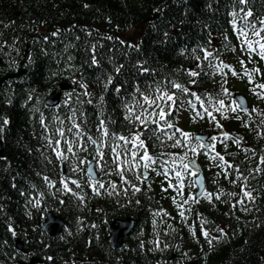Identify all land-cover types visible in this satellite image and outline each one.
I'll use <instances>...</instances> for the list:
<instances>
[{
    "label": "trees",
    "instance_id": "obj_1",
    "mask_svg": "<svg viewBox=\"0 0 264 264\" xmlns=\"http://www.w3.org/2000/svg\"><path fill=\"white\" fill-rule=\"evenodd\" d=\"M241 7H245V11L251 10L255 21L264 19V0H248L246 6L239 5L237 0H0V56L9 61L12 55L17 56L22 53L25 41L30 42L31 45L27 75L16 87V92L19 91L20 96L12 105L3 108V114L9 121L5 130L6 146L13 162L12 167L5 168L2 172L7 191L13 189L11 181L15 184L13 191H17L20 187L27 185L28 179L30 182L36 179L41 180L44 173L53 172L48 153L44 152L41 155L36 148L34 139L38 134L39 123L35 118L30 117L28 108L22 106V101L28 99L30 89L47 91L55 85L63 72L58 62L66 60L60 45L56 50L51 48L53 39L44 40L36 36L35 28L40 21L58 20L60 26L82 20L87 22L95 20L104 24L105 21H109L110 27L120 28L127 40L139 45L138 48L133 47L130 50L123 49L113 53L108 45L97 43L95 49L98 64L95 65L88 60L90 56L82 51V49H88L89 40L81 34L80 42H74L77 55L73 61L77 65L64 71L66 76L64 78L70 80L80 75L81 80L91 87L96 80L105 76L103 73L105 70L107 72L109 70L110 73H115L118 80L132 81L135 84V89H131L129 87L131 85L120 87L125 88L131 101L133 99L131 93H135L137 85L142 90L153 91L156 82L174 79L198 95L202 93L195 85L213 86L222 77V73L215 67L208 66L209 59L212 65L219 64L220 60L231 65V68L236 65L235 53L238 50L230 13L233 10L238 11ZM250 38L254 41L259 39L258 37ZM4 42H8V45H4ZM233 46L234 50H232ZM209 47H212L211 51ZM192 49H197V54L201 56L200 60L194 58ZM204 49L211 52L212 57L204 59ZM3 50H8L7 54ZM216 56L220 59H215ZM120 65L123 66L121 71L116 72V67ZM141 67H146L149 71L143 72L140 70ZM8 68L7 64L0 67V75L8 71ZM189 69L198 71L200 75L196 78L190 77L187 71ZM224 73L229 74L228 68H224ZM190 79H196L197 83H189ZM171 91L176 90L171 89ZM208 92L214 97L217 88H208ZM8 94H12L11 89ZM219 100L218 93L214 104L218 106ZM112 101L108 100L96 107H86L82 114L84 116L92 114L91 117L95 120L100 114L104 115L114 130L124 129L129 125L124 107L125 100ZM141 103H143L142 99ZM224 104L231 105L228 102ZM183 105H178L170 111L173 116H166L169 123H174L177 129L179 122L177 112L183 121L182 125L187 126V121L184 120V114L187 112L182 108ZM215 113L217 115L215 121L224 125L236 120L231 116L233 112L227 108L223 112L215 111ZM251 114L253 117L246 123L244 137L252 136L251 132L261 128L258 124V121L262 120L260 110L256 109ZM215 121L214 124H216ZM243 127L241 125V128ZM246 176L253 181L252 186L256 190L261 189L263 173L257 176L250 173ZM46 202L54 205L58 210L63 209V204L60 205L58 200L53 202L47 197ZM17 205L18 202L5 204L8 210L7 222L10 220L21 233L28 231L31 236L21 235L25 240L40 242V244L36 242L29 244L33 251L41 254L45 261L47 256H50L52 262L47 264H66L65 261L70 264L68 260L71 244L75 243L83 247V237L75 236L67 238L62 243L46 244L47 238L38 236L36 225L38 215L34 219L33 216L27 217ZM0 217V264H15L13 240L6 230L4 214ZM236 228L231 245L229 244L230 246L228 245L225 249L230 264H264V259L260 258L258 253L259 248L262 252L264 251V230L252 235L250 229L244 225L236 226ZM245 237L246 241H244ZM87 246H91L92 258L100 256L103 261L108 259L106 264H110L111 257L115 259L105 242L100 248L96 240H92ZM83 255L78 254L75 259L83 258ZM115 264H153V262L148 256L134 250L130 253H121V257L115 260Z\"/></svg>",
    "mask_w": 264,
    "mask_h": 264
},
{
    "label": "snow or ice",
    "instance_id": "obj_2",
    "mask_svg": "<svg viewBox=\"0 0 264 264\" xmlns=\"http://www.w3.org/2000/svg\"><path fill=\"white\" fill-rule=\"evenodd\" d=\"M237 3L239 5L246 6L248 0H237ZM85 7H87V5H85ZM157 11H159V9H157ZM230 15L232 16L231 24L236 27L239 37L243 38L241 47H243V45H246L247 49L251 51H256L258 47V54L261 59H264V35H261V33L264 32V19H257L255 22H253V20L250 19L253 17L252 11H245V7H241L238 11L233 10ZM90 34L91 33H89V35ZM165 35H167V33H165ZM250 37H258L259 39L253 41ZM45 39H47V37H45ZM108 39L114 38L109 36ZM120 42L124 43V41ZM132 47L138 48L139 45H134ZM93 50H95V45L93 46ZM192 55L196 60L201 59V56L197 54V49H192ZM210 57H212V53L209 52L207 49H204L203 58L209 59ZM214 58L217 60L220 59L219 56H216ZM92 63H98V61L95 59V56H93L92 58ZM240 63L243 64V61H240ZM208 66L215 67L225 76L227 75V73H224V68H231V65L225 64L222 60H220L219 64L212 65L211 60L209 59ZM122 67V65L116 67L115 71L120 72ZM197 67H199V65ZM140 70L143 72L149 71V69L146 67H141ZM187 71L188 75L192 78H196L200 75V73L196 70L189 69ZM252 71L255 73H259L261 69L254 68ZM232 75L236 76L239 75V73H237L235 69H232ZM244 75L248 78L249 81L253 80V76L246 69L244 70ZM111 82L112 77L109 76L107 83ZM189 83L196 84L197 81L196 79H190ZM226 83L227 81L225 80L224 84ZM224 84H221V90L224 94H228L229 90L224 87ZM80 86L86 90L85 95H92L91 92L87 91L89 87L88 84L84 83ZM259 87L264 88V84H261ZM171 89H175L176 91H171ZM117 91H119V89H117ZM184 94L194 96L195 100L199 101L202 107L204 106L205 101L199 95L192 93L189 87L174 79L168 80L166 83L156 82L154 90L152 92L142 90L140 86L137 85L136 91L133 94V99L130 102L125 101L124 107L126 109V119L142 127H139L138 130L135 132L130 131L128 135L111 131L109 126L106 124L105 120L101 119L96 125V135H88L86 132L76 131L75 139L68 140L65 138V127L62 126L64 122L60 120L59 116H57L56 120L58 123L52 125L53 134L45 136V140L48 142V147L52 148L55 152V156L60 161L67 162L69 174L67 176H62L60 181L63 184V190L67 192H73V188L69 187L70 181L76 187V191L74 194L77 195L81 201H83L86 194L83 193L82 183L91 186L93 191L98 195L100 194L101 189L105 188L104 181L102 179H96L92 174L91 168H88L87 170V180L82 181L80 177H77L76 179L72 178V176L76 173L83 172V169L80 168L79 154L78 152L74 151V148H79V152H86L88 150L86 144L90 143L94 148L96 159L103 162L100 165L101 173L103 176H109L114 172L121 178V180L125 184L130 185L134 191H140V188L135 183H133L131 179L128 178L127 173L131 172L137 180H141L143 178V174L137 172L136 168L133 167V165H137V167H139V165L137 164L138 161H147L142 165L143 168L147 169L156 163V158L149 154L146 142L144 139L141 138L145 132H152L153 135H156V133L159 132L166 139L174 140V143L172 145L173 147L187 148V151L185 152L183 157H171L167 163L163 161V159H160V163L163 166V171L160 174L164 175L166 178L168 177L169 172L172 169L176 168L177 163H179L180 170H177L175 172V178L178 181V185L174 186L171 184V181H169V187H176L177 194L181 196V198H183V189L187 186L184 177L197 175V171L195 169L190 170L191 162L188 161L189 153L195 156L197 154L198 149H203L205 152L211 149L212 152L209 153V158L220 161V164L217 166L224 168L226 172L227 168L225 166L228 165V162L224 160L223 156L215 152L213 144L205 143L203 137L196 136L193 141V139L189 138L191 134L183 130L177 129L171 132L165 131V129H175V125L169 123V119H167L166 116H168L169 111L174 109L176 106L183 105L185 103V99L183 98ZM65 95H68V93H65ZM137 96H139L140 99L135 98ZM100 99L103 100V96H101ZM141 99L143 103H141ZM76 102L80 103L79 99H77ZM87 102L91 103L92 101L89 100ZM187 103L190 107L195 108V105L192 104L191 100H187ZM208 105L209 107L214 108L215 111L218 113L225 111L226 108L227 110L233 112H236L237 108H240V110L244 112L249 111L248 108L240 106L238 101L235 99H233L232 105H235L236 107H233L232 105L225 106L223 99H220L218 101L217 106L213 104V97L209 96ZM209 107H204V113L205 115H208L210 119L215 121V116H212L211 112L209 111ZM76 111L78 110H73V116L71 117L74 128L67 129L69 133L72 132L74 129H80L82 127L81 124L76 123ZM196 116L200 119H203V117L200 116L199 113H196ZM235 118L240 119L239 114H237ZM40 121L43 127H49V125L44 123L43 114H41L40 116ZM161 122H163L162 125ZM7 123L8 120L4 119L3 124ZM215 123L217 127H222L219 121H215ZM150 125H160V127L153 128L150 127ZM57 132L59 133V138L54 135ZM177 133H179V136L183 139L177 138ZM224 135L228 136L229 134L225 132ZM60 138H64V149L60 148ZM82 139L84 140V143H81ZM157 139H159V136H157ZM215 139V136L211 137V140ZM53 141H55V143H53ZM236 143H240V141L236 140ZM105 148H107L109 153H111V164L108 163V158L106 157V153L104 151ZM141 149L143 150L142 156L138 155V150ZM65 151L71 153L72 155H65ZM49 162L51 163L52 161L50 160ZM262 163H264V158H262ZM235 167L238 168V166ZM43 179L47 182L49 188H52L56 183L55 181L51 180L48 176H45ZM33 187H35V185H33ZM109 187L115 189L116 185L115 183H109ZM124 191L127 192V189H124ZM222 194L223 193L221 191V195ZM229 195H235V193H231ZM244 195L251 198V192H245ZM41 196H43V193H41ZM210 198L211 197L209 196V199ZM219 198L220 196H217V199ZM29 202L31 203V201ZM136 202L139 203V201ZM184 203H188V201L185 200ZM40 205L41 200L36 199L35 203L33 204V207L40 208ZM178 207H182V205L178 204ZM28 214L31 215V212H29ZM180 216L184 217L185 212L181 211ZM206 223L207 221L201 220V228L203 229V235L207 238L210 236V232L209 230L204 228V225ZM92 227H96V225H92ZM9 229L11 230V225H9ZM190 230L195 235V229L190 228ZM216 231L223 232L224 229L217 227ZM207 242L211 244L212 240L209 239ZM165 247H167V245H165Z\"/></svg>",
    "mask_w": 264,
    "mask_h": 264
},
{
    "label": "rangeland",
    "instance_id": "obj_3",
    "mask_svg": "<svg viewBox=\"0 0 264 264\" xmlns=\"http://www.w3.org/2000/svg\"><path fill=\"white\" fill-rule=\"evenodd\" d=\"M40 31H42V32H43V31H45V29H44V28H41V29H40Z\"/></svg>",
    "mask_w": 264,
    "mask_h": 264
}]
</instances>
